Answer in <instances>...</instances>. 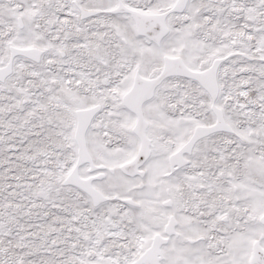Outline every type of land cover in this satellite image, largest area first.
I'll list each match as a JSON object with an SVG mask.
<instances>
[{
	"label": "snow or ice",
	"instance_id": "1",
	"mask_svg": "<svg viewBox=\"0 0 264 264\" xmlns=\"http://www.w3.org/2000/svg\"><path fill=\"white\" fill-rule=\"evenodd\" d=\"M0 264H264V0H0Z\"/></svg>",
	"mask_w": 264,
	"mask_h": 264
}]
</instances>
